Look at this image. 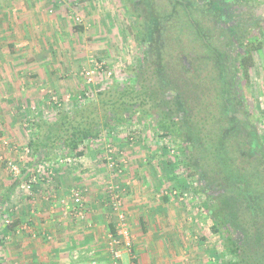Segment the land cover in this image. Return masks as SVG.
<instances>
[{"label":"trees","instance_id":"1","mask_svg":"<svg viewBox=\"0 0 264 264\" xmlns=\"http://www.w3.org/2000/svg\"><path fill=\"white\" fill-rule=\"evenodd\" d=\"M124 1L142 52L128 84L36 121L32 159H81L86 143L120 127L153 126L177 146L194 195L205 197L201 205L223 243L218 264H264V140L251 98L255 53L264 45L256 6L240 0L237 22L218 0Z\"/></svg>","mask_w":264,"mask_h":264},{"label":"crops","instance_id":"2","mask_svg":"<svg viewBox=\"0 0 264 264\" xmlns=\"http://www.w3.org/2000/svg\"><path fill=\"white\" fill-rule=\"evenodd\" d=\"M51 2L0 0V156L16 162L24 160L23 155L27 157L26 161L20 162L23 169L21 179L9 176L6 164L0 163V230L6 228L2 231L5 235L0 239V251L5 248L12 254L8 256L11 258L8 264H77L73 259L77 251L81 264H91V260L96 264H113L107 250L114 229L113 215L98 182V179L110 175L106 165H93V160L89 165L37 163L29 148L34 123L56 117L55 113L51 114L53 107L49 99L52 95L49 94L65 88L64 81L58 76L69 64L66 58L70 55H67L64 41L68 38L65 39L66 35L61 31L64 24L61 27L58 17L47 15ZM28 76L32 78L27 80ZM27 81L32 87L25 86L32 90L36 101L23 98L26 89L22 83ZM5 142L11 146L6 147ZM87 156L96 160L94 153L90 152L76 162L89 161ZM132 167L139 180L142 171L149 170L142 165ZM43 168L33 196L22 194L20 190L26 183L23 178ZM111 178L118 189L122 187L121 180L128 185L132 183L127 182L129 176ZM76 186L85 191L84 219L73 210L72 190ZM124 202L136 263L183 264L179 258L183 255L182 238L185 236L184 239L190 240L193 230L187 228L190 229L193 221L184 215L182 206L174 205L164 195L151 192L137 194L128 191ZM11 216L15 223L6 227L3 218ZM189 220L192 222L187 225ZM92 252L94 258L90 259L88 253ZM5 255L0 253V259H6ZM193 256L199 257L200 254ZM122 263H130L127 255Z\"/></svg>","mask_w":264,"mask_h":264},{"label":"rangeland","instance_id":"3","mask_svg":"<svg viewBox=\"0 0 264 264\" xmlns=\"http://www.w3.org/2000/svg\"><path fill=\"white\" fill-rule=\"evenodd\" d=\"M45 1L51 2L50 0ZM55 1L51 2V10L48 11L47 15L51 18L58 17L61 21V27L62 23L64 24L61 31L62 34L66 35L65 39L68 38V41H64L68 50L67 55H70L66 58L69 64H64H68V66H65L63 68L64 72L58 76L59 80L64 81L62 85L65 88L54 90L53 94H49L52 95L49 99L50 106L53 107L51 114L55 113V116H58L81 108L79 99L85 96L87 90L91 94L86 99L85 105L98 103L100 93H107L108 89H114V87L124 88L128 84L131 69L139 63L142 52L134 38L135 18H132L129 7L124 0ZM249 1L250 5L252 3L251 6H256L253 14L263 26L264 0ZM146 7L147 5H144V8ZM67 42L69 45H67ZM97 63L103 65L102 71L94 76L93 84L89 85L84 73L92 70ZM109 72L111 76L108 78ZM32 77L28 76L27 80ZM26 84L30 86L28 81L22 83V87L26 89L23 92V98L36 101L37 97L34 96L31 89L26 88ZM251 93L252 104L261 121L260 131L264 140V45L260 52L255 53V64L251 71ZM86 145L88 147L86 154L93 152L96 160L91 156H87L89 161L84 160L81 163L76 162V160H65L61 163V159L56 160V158L47 161L51 162L50 165L70 166L89 165L93 160V165L95 163L106 165L110 174L109 177L98 179L105 200H108L107 186L111 183L110 179H113L111 177H120V175L123 178L129 176L127 182H132L128 185L123 182L124 180H121L122 187L119 189L123 194V198H126L128 191L137 194L151 192L155 195H164L174 205L182 206L184 215H187L193 221L189 220L187 222V225L190 222L193 223L190 229L187 228V230H193L190 234V240L184 239L185 236L182 238L183 255L179 258L183 264H218L224 259L223 243L219 235L213 232L212 219L206 215L201 205V201L205 197L194 195L191 189L192 182L187 180L183 174L177 146L170 139L161 137L160 132L156 131L153 126L147 127L134 124L130 127H120L110 134H105L101 141L94 144L86 143ZM22 157L24 160L20 159L17 163L20 164V162L23 163L27 160L26 155ZM110 157H113L115 165H119L115 172L110 171L108 164ZM133 165H142V167H147L149 170L142 171L139 180L138 175L135 174L136 170L132 167ZM8 173L13 178L10 172ZM123 185H126V187ZM147 187L149 188L148 191ZM75 189L83 191L77 186ZM20 192L26 196L28 195L22 189ZM86 193H88V190ZM33 194L34 190L32 195L29 196L32 197ZM83 196L85 197V195ZM7 221L9 222L7 223ZM3 223L6 227H9V225L11 227L15 223V218L13 216L4 217ZM183 227L185 226L183 225ZM5 229L2 228V231ZM2 231L0 230V233ZM4 235L2 233L0 239ZM3 250L0 253L6 254V259L3 260L2 258L0 262L8 264L11 262L9 257L12 254L5 248ZM195 254H200V256H193Z\"/></svg>","mask_w":264,"mask_h":264},{"label":"built area","instance_id":"4","mask_svg":"<svg viewBox=\"0 0 264 264\" xmlns=\"http://www.w3.org/2000/svg\"><path fill=\"white\" fill-rule=\"evenodd\" d=\"M102 66L100 64H95L92 70L85 71L84 75L86 77L87 83L89 85L93 84L94 76L100 71H102ZM111 76V73H108V78ZM90 91L85 92V96L80 97L79 99V106L85 105L86 99L90 96ZM60 106V104H58ZM4 145L6 147H10L11 144L5 142ZM13 148V147H12ZM26 154H29V149H27ZM65 160H60L63 163ZM0 163H5L7 166L8 171L13 176L14 179H21L23 175V169L19 163L15 160L4 158L0 156ZM108 164L111 172L117 171L119 165H115L113 161V157L108 159ZM44 172V168L40 170H36L35 174L29 179L28 182L24 183L22 186V190L27 191V194L32 195L33 189L35 185L39 183ZM107 193H108V205L112 211L113 215V223L115 234L112 233L109 236L107 242V250L110 255L113 264H123V257L125 255L128 256L130 263L128 264H137L135 261V254H134V242L133 236L131 234L130 225L128 222L127 213L125 211V204L122 192L116 187L115 185L109 183L107 186ZM72 202H73V210L76 214L84 219V196L83 192L80 189H73L72 190ZM9 221H7L8 223ZM88 257L90 259L94 258V253H88ZM73 259L76 261L77 264H81L79 262L80 253L77 251L73 254ZM91 264H96L94 260H91Z\"/></svg>","mask_w":264,"mask_h":264},{"label":"flooded vegetation","instance_id":"5","mask_svg":"<svg viewBox=\"0 0 264 264\" xmlns=\"http://www.w3.org/2000/svg\"><path fill=\"white\" fill-rule=\"evenodd\" d=\"M218 2L221 3L222 10L223 12L225 11L228 21L229 19H231V17L235 18L237 22L241 20L242 12L245 9L241 7L240 0H226V1L218 0Z\"/></svg>","mask_w":264,"mask_h":264}]
</instances>
